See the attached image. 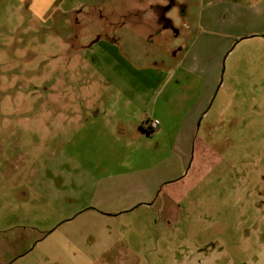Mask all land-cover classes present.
<instances>
[{
  "label": "rangeland",
  "instance_id": "obj_1",
  "mask_svg": "<svg viewBox=\"0 0 264 264\" xmlns=\"http://www.w3.org/2000/svg\"><path fill=\"white\" fill-rule=\"evenodd\" d=\"M33 2L0 0V264H264V35L209 0Z\"/></svg>",
  "mask_w": 264,
  "mask_h": 264
},
{
  "label": "crops",
  "instance_id": "obj_2",
  "mask_svg": "<svg viewBox=\"0 0 264 264\" xmlns=\"http://www.w3.org/2000/svg\"><path fill=\"white\" fill-rule=\"evenodd\" d=\"M35 1H36L35 3L33 2V7L36 10L43 9L42 5H40L42 3H44L46 6L50 4V0H35ZM209 1L211 5H215V3H218V5H220L218 6V10H215L216 12L213 13L210 12L206 15V19H208L209 21L211 20L210 23H217V26L223 29L238 27V31H241V29L244 28L246 25H252L253 27L249 29L245 28L242 30V32L252 33L254 34V36L259 34L264 35V0H251V4L248 5L245 2V0H209ZM213 15H215L216 17L214 19L215 21L214 20L212 21ZM199 64L201 63H198V65ZM201 65L203 68V64ZM196 106L197 105H195L194 107ZM155 118H159L161 120L160 117L155 116ZM161 126H162V120L160 127L157 130L153 131L150 135L160 132ZM192 134L193 131L192 133L189 131L188 135L185 136L186 138L184 141L179 140L175 144L176 151H178L179 154L184 157V163L187 162L190 154ZM188 148H189V154H188ZM177 162L181 167L183 162L180 156Z\"/></svg>",
  "mask_w": 264,
  "mask_h": 264
},
{
  "label": "water",
  "instance_id": "obj_3",
  "mask_svg": "<svg viewBox=\"0 0 264 264\" xmlns=\"http://www.w3.org/2000/svg\"><path fill=\"white\" fill-rule=\"evenodd\" d=\"M252 36H254V35H252ZM244 38H246V37H242L241 39H244ZM237 42H239V40L236 41V43H237ZM236 43H235V44H236ZM229 53H230V50L226 53V55H225V57H224V60H223L222 74H221V80H220V83H219L218 87L216 88V90H215V92H214V95H213V97H212V99H211V102L209 103V106H208L207 109L203 112V114H202V116H201V119H202L203 116L208 112V110H209L211 104L213 103V100H214V98H215V96H216V94H217V92H218V90H219L221 84L223 83V75H224V72H225V60H226V58H227V56H228ZM198 125H199V123H198Z\"/></svg>",
  "mask_w": 264,
  "mask_h": 264
},
{
  "label": "built area",
  "instance_id": "obj_4",
  "mask_svg": "<svg viewBox=\"0 0 264 264\" xmlns=\"http://www.w3.org/2000/svg\"><path fill=\"white\" fill-rule=\"evenodd\" d=\"M147 129H149L150 131H155L157 130L160 125H161V120L159 118H151L146 120L145 124Z\"/></svg>",
  "mask_w": 264,
  "mask_h": 264
},
{
  "label": "trees",
  "instance_id": "obj_5",
  "mask_svg": "<svg viewBox=\"0 0 264 264\" xmlns=\"http://www.w3.org/2000/svg\"><path fill=\"white\" fill-rule=\"evenodd\" d=\"M142 127L144 128V126H142ZM144 129L147 131L148 134H151L149 129H146V128H144Z\"/></svg>",
  "mask_w": 264,
  "mask_h": 264
},
{
  "label": "flooded vegetation",
  "instance_id": "obj_6",
  "mask_svg": "<svg viewBox=\"0 0 264 264\" xmlns=\"http://www.w3.org/2000/svg\"><path fill=\"white\" fill-rule=\"evenodd\" d=\"M144 128H146V126L144 125ZM147 129V128H146ZM151 133L153 132V131H150Z\"/></svg>",
  "mask_w": 264,
  "mask_h": 264
}]
</instances>
